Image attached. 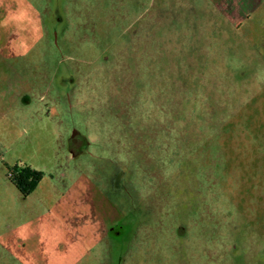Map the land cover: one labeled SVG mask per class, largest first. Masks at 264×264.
Returning a JSON list of instances; mask_svg holds the SVG:
<instances>
[{"label": "rangeland", "instance_id": "374dc122", "mask_svg": "<svg viewBox=\"0 0 264 264\" xmlns=\"http://www.w3.org/2000/svg\"><path fill=\"white\" fill-rule=\"evenodd\" d=\"M245 1L0 0V264H264ZM14 165L39 173L27 195Z\"/></svg>", "mask_w": 264, "mask_h": 264}, {"label": "trees", "instance_id": "16d2710c", "mask_svg": "<svg viewBox=\"0 0 264 264\" xmlns=\"http://www.w3.org/2000/svg\"><path fill=\"white\" fill-rule=\"evenodd\" d=\"M7 177L23 195H27L39 178V173L27 166L14 165L9 169Z\"/></svg>", "mask_w": 264, "mask_h": 264}, {"label": "flooded vegetation", "instance_id": "af4514ba", "mask_svg": "<svg viewBox=\"0 0 264 264\" xmlns=\"http://www.w3.org/2000/svg\"><path fill=\"white\" fill-rule=\"evenodd\" d=\"M254 1V0H253ZM256 1V0H255ZM257 6V3L256 2H253V6H255V5ZM247 6V5H246ZM250 6V5H249ZM258 7H259V5H258ZM243 12V18H242V20L241 21H247V19L249 18L248 16L250 15V12H251V9H246V11H242ZM74 141H73V140ZM75 143L76 144V148L75 147H73V144L72 143ZM85 145H87V141L85 140V137H82V136H80V137H78L76 134L73 136V137H71L70 138V140H69V147H70V150L71 151H73L75 154L76 153H80L81 152V150L83 149V146H85ZM85 148V147H84ZM115 184H117V183H115ZM114 184V185H115ZM121 184V183H120ZM122 185V184H121ZM103 192H104V190H103ZM120 221H122L120 218H119V220H117V222H115V224H113V225H115L116 226V228H115V226H114V228L113 227H110L109 228V230H110V235L112 236L113 234H115V233H117V234H119L120 232H121V230H120V228L122 227V225L119 223Z\"/></svg>", "mask_w": 264, "mask_h": 264}, {"label": "crops", "instance_id": "0c3cea01", "mask_svg": "<svg viewBox=\"0 0 264 264\" xmlns=\"http://www.w3.org/2000/svg\"><path fill=\"white\" fill-rule=\"evenodd\" d=\"M225 1V4H230L231 2H235V0H230V2L228 0H224ZM238 2V0H237ZM253 2H256L255 0H246L245 3H248L249 5L250 4H253ZM239 3V2H238ZM240 5V4H239ZM245 10V9H244ZM243 11V10H242Z\"/></svg>", "mask_w": 264, "mask_h": 264}]
</instances>
